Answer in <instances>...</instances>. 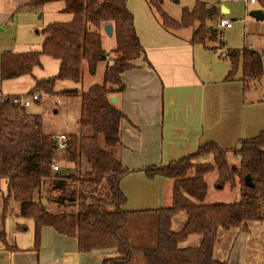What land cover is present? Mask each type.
Wrapping results in <instances>:
<instances>
[{
	"label": "trees",
	"instance_id": "trees-1",
	"mask_svg": "<svg viewBox=\"0 0 264 264\" xmlns=\"http://www.w3.org/2000/svg\"><path fill=\"white\" fill-rule=\"evenodd\" d=\"M127 1L27 0L21 5L37 8L61 2L62 13L70 15L66 21L48 22L40 50L2 51L0 82L32 75L44 54L56 59V74L35 79L33 89L78 96V127L73 138H69L67 150L56 153L51 135L42 129L40 113L28 112L8 98L0 100V183L4 181L6 186L1 222L7 202L13 197L18 203V216L33 221L30 249L36 252L42 227L51 226L63 236L75 237L79 253L116 248L117 257L104 258L102 264H228L213 254L218 230L246 228L251 220L264 223V130L230 150L210 142L167 164L145 167L147 176L160 175L173 182L168 204L154 209H126L120 181L129 170L118 153L122 147L121 123L126 116L110 99L125 88L123 71L150 66ZM154 4L158 2L154 0ZM154 4L149 0L150 8ZM215 11L216 8L197 1L192 9L184 8L180 19L175 20L161 9V26L171 32V26L175 30L192 27L194 21L204 25ZM106 24L112 25L109 51L104 47ZM196 32L194 28L191 43L216 37L214 32V37L196 39ZM223 58L230 63L226 80L235 79L239 72L246 87L260 77L264 87L261 53L246 47L227 49ZM100 61L105 62L102 81L85 83ZM59 84L63 86L58 87ZM85 129H89L87 134ZM206 148L211 161L191 164L189 158ZM228 151L238 158L235 165L229 163ZM59 159L62 170L54 172L50 166ZM214 172V185L236 190V200L205 203L208 182L204 176ZM246 175L252 186L244 183ZM103 183L108 196L99 194ZM180 212L186 214V220L179 230H173L172 219ZM24 226L18 225L21 229ZM192 235H199L200 240L193 246L182 245ZM0 240L8 249L18 248L7 244L3 230Z\"/></svg>",
	"mask_w": 264,
	"mask_h": 264
},
{
	"label": "crops",
	"instance_id": "crops-1",
	"mask_svg": "<svg viewBox=\"0 0 264 264\" xmlns=\"http://www.w3.org/2000/svg\"><path fill=\"white\" fill-rule=\"evenodd\" d=\"M26 1L18 9L32 8L21 7ZM58 3L62 9L63 4ZM220 8L229 11L224 6ZM61 9L58 16L67 20L69 16ZM184 28L176 31H183ZM161 29L159 33L152 31L150 41L138 36L150 66L123 71L121 78L125 88L114 95L116 105L126 116L121 123L122 147L118 153L122 164L129 170L120 181L128 210L154 209L168 204V180L160 175L147 176L143 170L145 167L167 164L196 152L210 142L230 150L241 140L256 137L264 130L261 77L250 81L247 87L240 80L239 72L235 79L226 80L224 77L230 70V63L223 58L224 53L217 54V60L214 58L215 66L220 65L222 72L214 75L215 66L206 64L198 69L196 45L201 47L200 55L208 49L214 50L212 47L215 46L191 43L190 37H178L172 34L175 31H167L162 26ZM109 39L104 34L106 50L112 46ZM5 50L9 48L2 51ZM257 52L262 54L264 50ZM29 77L33 81L42 78L35 77L33 71ZM62 86L59 84L58 87ZM37 93L41 102L42 92ZM230 153L228 151L227 157ZM55 162L58 172L61 171V163L59 160ZM1 214L2 202L0 230L4 231L7 244L18 248L8 249L0 240V264H102L104 258L118 255L116 248L79 253L75 237L63 236L51 226L42 227L40 248L36 252L30 249L33 242L32 219L18 216V205L13 209L7 207L3 223ZM19 224L25 225L24 228H19ZM230 229L237 230L233 244L227 252H223L216 240L213 249L215 258L225 259L228 264H264V223L251 220L246 228Z\"/></svg>",
	"mask_w": 264,
	"mask_h": 264
},
{
	"label": "rangeland",
	"instance_id": "rangeland-1",
	"mask_svg": "<svg viewBox=\"0 0 264 264\" xmlns=\"http://www.w3.org/2000/svg\"><path fill=\"white\" fill-rule=\"evenodd\" d=\"M26 0H0V52L4 48L14 52L31 50H40L44 39L43 29L48 22L53 21H66L62 20V17L58 16V11L61 9V5L58 2L54 4L45 5L43 8H23L18 9V6ZM153 4H154V0ZM158 5L155 7H149V0H128V9L133 14L135 29L138 36L145 41H150L152 31L161 32V22L163 16L161 9L171 18L179 20L183 9H192L197 1L205 2L207 6L216 8L215 15L212 18L205 19L204 25L198 21L193 22V26L184 28V30L176 31L173 26L171 29L175 32L172 34L181 37L182 35L189 38L191 32L196 29V39H203L207 37H216L208 39L204 43L209 46H215L214 50L206 49L203 53H199L201 48L196 45V68L202 64L215 66V59L219 58L217 54H223L227 49H242L251 48L255 51L264 50V36L263 22L253 19L249 13L253 10L263 8L264 0H257L255 3H249L245 6L242 0H155ZM220 6H224L229 11L225 12L221 10ZM246 9V19L245 18ZM65 14V13H64ZM70 15L69 13H67ZM58 17V18H57ZM225 18L231 21V28H220L218 26L219 18ZM60 19V20H58ZM104 38V36H103ZM111 40V39H109ZM140 40V39H139ZM108 41H106L107 43ZM112 44V42H111ZM109 51V49L107 50ZM112 55H110L111 58ZM214 56V57H213ZM215 58V59H214ZM223 60V59H218ZM227 61V60H225ZM221 62V61H219ZM84 66V64H82ZM105 62L100 61L97 64L94 75L91 78H87L91 75H85V83H94L102 81V73L104 70ZM84 69V67H83ZM214 75L218 72H222L220 65H216L214 68ZM58 70V61L48 55L41 56V63L33 69L35 77H47L56 74ZM30 75L26 77L16 78L0 82V92L15 94L26 93L30 86L34 84V81ZM32 88L27 93H32ZM40 103H31L26 109L28 112H38L42 116L43 131L51 136L57 134H67L69 138H73L74 131L78 127V110H79V97L76 95H57L41 93ZM56 100H61V104H56ZM54 101V102H53ZM85 133L86 129L84 130ZM73 133V134H72ZM103 144V141H102ZM65 151L59 152L64 153ZM211 153L208 148L200 150L196 156L190 157L189 161L194 165L207 164L211 161ZM86 159L85 157L83 158ZM237 157H234L233 153L228 156L230 164L235 165L237 163ZM62 160L59 159V163ZM63 161L69 163L66 159ZM71 164V163H69ZM72 165V164H71ZM73 166V165H72ZM192 171V169L190 170ZM215 172L208 173L204 176L208 182V195L205 199V203L214 202H230L238 198L236 190H231L227 187L219 188L214 185ZM173 182L167 181V188L169 194L172 190ZM99 194L101 196H108L109 191L106 185H101ZM6 195L5 182L0 183V203L3 202V196ZM8 209H13L18 203L10 197L8 200ZM186 220V214L180 212L172 219V229L179 230ZM237 230L233 229H219L217 232V244L221 251L227 252L229 247L233 244ZM200 240L199 235H192L189 237V241H186L182 245L193 246L192 242H198ZM215 257V255H214Z\"/></svg>",
	"mask_w": 264,
	"mask_h": 264
},
{
	"label": "built area",
	"instance_id": "built-area-1",
	"mask_svg": "<svg viewBox=\"0 0 264 264\" xmlns=\"http://www.w3.org/2000/svg\"><path fill=\"white\" fill-rule=\"evenodd\" d=\"M245 3V6L248 3H255L257 0H242ZM246 19V9H245V18L243 19L245 21ZM218 26L220 28H230L232 26V23L230 20L220 17L218 20ZM261 58L264 59V53L261 54ZM263 80V77L260 78ZM9 99L11 103L19 104L22 107L27 108L30 106L31 103L37 102L40 100V95L37 92L32 93H18L14 95H7V94H1L0 93V100L3 99ZM56 104H61V100H56ZM53 148L56 153H59L61 151H66L69 147V136L67 134L61 133L57 135L51 136ZM51 170L52 171H58L59 167L55 161L51 164Z\"/></svg>",
	"mask_w": 264,
	"mask_h": 264
},
{
	"label": "water",
	"instance_id": "water-1",
	"mask_svg": "<svg viewBox=\"0 0 264 264\" xmlns=\"http://www.w3.org/2000/svg\"><path fill=\"white\" fill-rule=\"evenodd\" d=\"M249 15L257 21H263L264 20V12L262 9L253 10L249 13ZM103 30H104V33L106 36H108V37L112 36V25L111 24H106L104 26ZM110 100L112 103H115L117 101L116 97H114V96L111 97ZM243 181L247 186H252L251 178L248 175L244 176Z\"/></svg>",
	"mask_w": 264,
	"mask_h": 264
}]
</instances>
